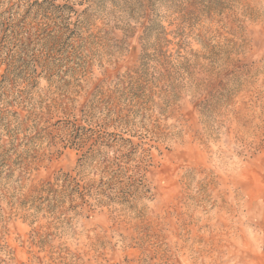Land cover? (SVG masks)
Segmentation results:
<instances>
[{
    "label": "rangeland",
    "instance_id": "1",
    "mask_svg": "<svg viewBox=\"0 0 264 264\" xmlns=\"http://www.w3.org/2000/svg\"><path fill=\"white\" fill-rule=\"evenodd\" d=\"M76 1L40 84L59 146L1 181L0 264H264V0Z\"/></svg>",
    "mask_w": 264,
    "mask_h": 264
},
{
    "label": "trees",
    "instance_id": "2",
    "mask_svg": "<svg viewBox=\"0 0 264 264\" xmlns=\"http://www.w3.org/2000/svg\"><path fill=\"white\" fill-rule=\"evenodd\" d=\"M0 1V185L11 178L19 165H26L32 151L57 152L56 125L48 121L41 101V81L50 63L46 51L67 39L77 28V1L9 0ZM67 37V38H66ZM76 127L71 145L82 144L83 127ZM66 130V129H65ZM71 137H69V140ZM66 146V145H64ZM87 156V155H86ZM76 179L66 173L48 182V191L56 187L72 189L67 181ZM62 182V184H60ZM79 187V186H78ZM78 206V205H77Z\"/></svg>",
    "mask_w": 264,
    "mask_h": 264
}]
</instances>
